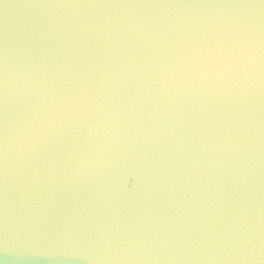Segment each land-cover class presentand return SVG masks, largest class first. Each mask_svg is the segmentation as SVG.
Returning <instances> with one entry per match:
<instances>
[{
    "label": "water",
    "instance_id": "95a60500",
    "mask_svg": "<svg viewBox=\"0 0 264 264\" xmlns=\"http://www.w3.org/2000/svg\"><path fill=\"white\" fill-rule=\"evenodd\" d=\"M264 0H0V264H264Z\"/></svg>",
    "mask_w": 264,
    "mask_h": 264
},
{
    "label": "clouds",
    "instance_id": "9594fccd",
    "mask_svg": "<svg viewBox=\"0 0 264 264\" xmlns=\"http://www.w3.org/2000/svg\"><path fill=\"white\" fill-rule=\"evenodd\" d=\"M247 71L251 73H260L264 71V55L253 52L247 58Z\"/></svg>",
    "mask_w": 264,
    "mask_h": 264
}]
</instances>
